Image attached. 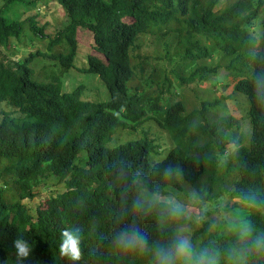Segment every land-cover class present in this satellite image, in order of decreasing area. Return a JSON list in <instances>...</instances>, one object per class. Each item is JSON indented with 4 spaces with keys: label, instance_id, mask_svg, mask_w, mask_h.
<instances>
[{
    "label": "trees",
    "instance_id": "obj_1",
    "mask_svg": "<svg viewBox=\"0 0 264 264\" xmlns=\"http://www.w3.org/2000/svg\"><path fill=\"white\" fill-rule=\"evenodd\" d=\"M57 1L66 21L55 37L35 17L21 18L19 10L39 0L0 6V50H11L27 25L48 51L17 61L0 51V264H153L150 252L117 243L129 228L149 245L188 236L223 264L224 250L237 244L228 227L233 217L215 225L203 209L224 197L232 200V216L264 234V20L257 24L264 0ZM79 29L95 43L84 73L104 83L107 101L85 98L87 87H71L74 78L63 91L57 68L73 69ZM146 49L173 65L176 89L212 82L222 68L232 72L234 92L250 105L248 135L235 117L213 118L224 97L198 98L200 107L189 112L183 100L164 99L172 86L166 70L158 96L149 93L154 79L137 84ZM152 126L175 143L160 161ZM232 144V159L222 165ZM53 181L65 190L44 206L25 203ZM184 182L199 199V217L172 202L185 195ZM64 230L79 234L76 260L59 251ZM16 240L28 245L27 256L17 254ZM247 264H264V255Z\"/></svg>",
    "mask_w": 264,
    "mask_h": 264
},
{
    "label": "rangeland",
    "instance_id": "obj_2",
    "mask_svg": "<svg viewBox=\"0 0 264 264\" xmlns=\"http://www.w3.org/2000/svg\"><path fill=\"white\" fill-rule=\"evenodd\" d=\"M3 3V0H0V6H2ZM20 12L23 13L21 15L22 19H27L28 16L35 17L36 22L39 23L40 26H46L45 33L47 35H51L52 37H55L58 28L66 21V12L57 0H39L36 6L30 8V10L20 9L19 13ZM263 20L264 13L261 15L257 24L260 25ZM80 29L77 35L79 42V52L73 69L62 73V69L57 68L58 73H60L59 77L61 81L65 82V84H63V91L68 90V92H70L68 88L72 85L71 78H74L75 85L71 87H87V95L85 98L88 100H93V98L96 96L97 102L107 101L109 100V93L104 83L101 82L99 77L84 73V70L88 69V57L94 52L93 46L95 43L92 34ZM46 43V41L35 40L33 32L26 25V30L23 36L19 41L13 42L12 49H1L0 51L1 55H3L8 60L11 59L17 61L19 59L27 58L28 54L30 53L35 54L38 51L48 52ZM58 51L59 50L56 48L52 53H57ZM144 54L148 55V57L141 64L136 61L138 64V71L143 75L137 77V84L144 83L143 86L148 87L146 81L149 79H154V83L149 85V93L153 96H158L160 93L159 90L162 88L160 83L163 79V76L160 73L163 70H166L172 86L170 92L166 91L167 88L164 90L162 94L164 99L169 98L171 103L183 100L186 103L187 111L189 112L194 108L200 107L201 100H198V98H202L206 101H213L214 99L217 100L220 97H224V100L222 99L223 103L215 108L213 118L217 119L223 116L235 117L237 120H239V122L242 123V132L248 135L249 119L245 118V116L248 115L250 105L248 99L244 95L234 92L236 80L233 79V76L235 75L232 72L222 68L218 71L217 78L212 82L208 80L203 83H186L181 84V86L176 89L179 80L171 71L173 65H166L163 62L157 60L153 49H146ZM141 67L145 69L144 72L141 71ZM250 72L251 70H249V74ZM36 76L42 78L38 73H36ZM7 114L9 113H5L4 115ZM147 126L150 127L151 125ZM151 128L152 137L157 139V144L160 146V148H157L159 151L157 158L160 161L167 157V154L170 152V150L175 147V143L166 131H160L155 126H152ZM234 148V144L231 146L228 145L225 155L227 159L222 162V165L232 159L231 155ZM183 184L185 187V195L181 196V200L173 199L172 202L184 207L190 216L199 217V199L197 198L196 194L190 190L186 182ZM64 190L65 189L62 184H58L57 181H53L49 184V186L44 187L40 191L39 197H36L31 201L27 200L25 203L31 208H34L37 204L44 206L45 201L49 196L60 194ZM145 195L147 196V194ZM163 200L169 202L167 197H164ZM229 200V197L221 198L215 206H208L207 204L203 209L209 213L208 219L213 221L215 225H218L220 222H227L233 217L230 211L233 203L231 202L232 200Z\"/></svg>",
    "mask_w": 264,
    "mask_h": 264
},
{
    "label": "clouds",
    "instance_id": "obj_3",
    "mask_svg": "<svg viewBox=\"0 0 264 264\" xmlns=\"http://www.w3.org/2000/svg\"><path fill=\"white\" fill-rule=\"evenodd\" d=\"M139 207V204H137ZM235 233L237 244L224 250L223 264H247L252 255H264V234L253 233L250 223L246 219L234 215L228 225ZM119 245L125 248H136L150 252L153 264H221V257L204 246L197 249L191 239L185 235H178L169 244L149 245L147 237L136 228L121 231L116 238ZM19 256H27L29 247L25 242H13ZM80 238L75 230L61 232L59 251L72 260L79 257Z\"/></svg>",
    "mask_w": 264,
    "mask_h": 264
}]
</instances>
